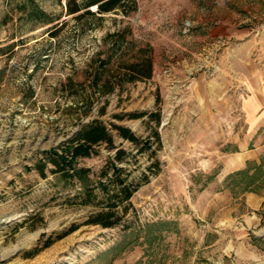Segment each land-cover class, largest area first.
I'll return each instance as SVG.
<instances>
[{
  "label": "rangeland",
  "instance_id": "1",
  "mask_svg": "<svg viewBox=\"0 0 264 264\" xmlns=\"http://www.w3.org/2000/svg\"><path fill=\"white\" fill-rule=\"evenodd\" d=\"M136 1L128 15L77 19L66 0H0V264H264V204L248 208L241 195L254 178L238 171L219 182L217 167L203 169L192 131L205 120L201 108L213 104L208 92L222 91L225 71L234 74L225 57L240 41L229 29L263 31L264 0ZM36 7L44 18H32ZM126 27L127 51H116ZM148 56L150 77L122 67ZM110 57L107 91L106 75L98 85L94 77ZM141 111L161 113L163 145L153 138L155 152L140 150L115 136L129 152L121 165L140 185L115 226L87 224L104 204L82 205L81 181L53 173L50 163L42 176L36 164L94 118L148 136L154 121L128 116ZM241 114L235 101L227 130L242 124ZM97 150L79 160L92 181L113 153L106 144ZM224 186L239 206L218 220L205 211L207 192Z\"/></svg>",
  "mask_w": 264,
  "mask_h": 264
},
{
  "label": "trees",
  "instance_id": "2",
  "mask_svg": "<svg viewBox=\"0 0 264 264\" xmlns=\"http://www.w3.org/2000/svg\"><path fill=\"white\" fill-rule=\"evenodd\" d=\"M66 2L67 14H73L77 19L102 16L105 13L115 11L128 15L138 8L136 0H66ZM42 14V11L37 7L30 13L33 19L44 18ZM127 30V27L124 28L123 32L118 35V38L115 40L117 44L116 51H127L128 41L125 34ZM111 58L112 57L101 63L100 70L96 71L94 77L95 85H98L99 79L105 78L104 86L107 91L113 89V87L110 86L111 78L113 77V73L111 69H109ZM121 64H123L122 67L131 70V72L144 73L146 77H150L152 73L153 61L151 56L141 58L130 65L125 62ZM105 75L106 77H104ZM85 103L84 112L87 114L91 110L92 105L90 99H87ZM104 108V106L100 107L99 112L103 113L105 110ZM128 116L131 118L150 117V120L154 121V125L150 128L151 133L142 138L126 125L119 124L115 121L110 122L108 125L104 121L94 118L83 123L75 132L74 136L68 139L59 149H52L46 152L45 157L40 159L36 164V168L42 176H46V168L50 163L53 173L60 174L63 178L69 180L78 179L81 181V183L84 184V191L80 195L82 205L104 204L102 205L103 207L89 216L86 221L87 224H99L103 227L115 226L121 221L122 216L128 212V208L131 204L130 200L140 185V183H135L131 180L129 173H126L127 169L121 165L129 154L125 147H123V141H129L135 145H139L140 150L149 149L151 152H155L153 151V138L159 148L163 145L162 137L159 132V126L162 121L160 112H131L128 113ZM124 117L125 115L123 114L115 115V118L120 120ZM113 131H116V135ZM115 136H118L123 141L117 144ZM101 144H106L107 148L113 151V153L107 157L105 165L100 169L98 173L99 179L97 181H92L89 176L91 168L80 166L79 160L96 154L98 152L97 146ZM152 166L154 165L149 166L147 170L142 172L144 181L150 179L149 172L153 168ZM109 183L114 186V190L111 192L109 190ZM97 188L99 192L103 194L102 199H98ZM121 207L122 209L120 211ZM77 228L78 225H73L69 230L58 235L55 239H49L44 247L49 246L55 240L61 239ZM37 251L38 250H36V252Z\"/></svg>",
  "mask_w": 264,
  "mask_h": 264
},
{
  "label": "crops",
  "instance_id": "3",
  "mask_svg": "<svg viewBox=\"0 0 264 264\" xmlns=\"http://www.w3.org/2000/svg\"><path fill=\"white\" fill-rule=\"evenodd\" d=\"M227 34H235L240 41L231 45L225 57L234 74L225 71L222 91L208 92L213 104L201 108L199 112L205 120L192 131L198 133L203 169L210 171L217 167L219 182L238 171H247L254 178L255 184L241 195L248 208L258 209L264 204V30L229 29ZM235 101H239L243 122L227 130L224 119L231 116ZM207 193L213 198L205 211L213 210L214 219L230 217L238 209L230 188L224 186Z\"/></svg>",
  "mask_w": 264,
  "mask_h": 264
}]
</instances>
